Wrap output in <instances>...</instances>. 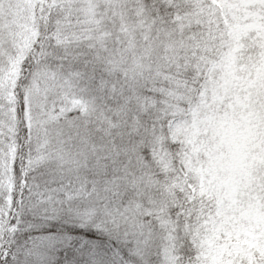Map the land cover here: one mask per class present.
I'll return each mask as SVG.
<instances>
[{
  "label": "snow or ice",
  "instance_id": "obj_1",
  "mask_svg": "<svg viewBox=\"0 0 264 264\" xmlns=\"http://www.w3.org/2000/svg\"><path fill=\"white\" fill-rule=\"evenodd\" d=\"M0 264H264V0H0Z\"/></svg>",
  "mask_w": 264,
  "mask_h": 264
}]
</instances>
